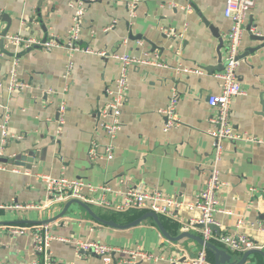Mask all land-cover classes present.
Listing matches in <instances>:
<instances>
[{"label": "crops", "instance_id": "obj_1", "mask_svg": "<svg viewBox=\"0 0 264 264\" xmlns=\"http://www.w3.org/2000/svg\"><path fill=\"white\" fill-rule=\"evenodd\" d=\"M82 1L85 13L80 45L127 52L137 58L145 53L158 55L170 67H129L121 129L114 139L113 157L106 159L103 144L108 139L101 123L107 117L101 110L109 99L106 89L113 88L118 76L119 63L83 52L68 55L61 48L21 50L18 78L26 87L9 93L7 72L11 56L4 52L10 50L4 48L3 36L20 33L39 39L54 36L62 41L70 28L73 8L69 0H44L40 6L38 0H0V50L3 51L0 121L5 112L3 106H7L9 130L21 135L20 139L10 140L4 151L2 161L7 168L0 170V203L22 205L19 210L0 209V264H37L39 260L30 235H14L3 226L36 224L29 221L53 217L67 202L42 208L25 207L46 203L44 185L38 177L41 173L81 178L94 185L108 184L114 190H126L138 184L160 189L183 204L176 218L159 215L169 234L176 236L185 229L201 235L200 224L187 225L190 219L199 218L200 212L188 209L185 204L194 201L204 187L215 156L214 140L207 133L210 128L207 95L221 89L220 80L212 72L223 69L225 36L231 25L230 19L223 15L226 0H138L134 18L127 12L130 0ZM187 3L191 4V10L182 8ZM113 19L115 26L104 31ZM248 23H252L253 32L264 34V0H256L247 16ZM210 24L224 40L220 50L222 60L217 55L219 42ZM169 28H174L177 35H166ZM260 43L245 29L237 68L245 93L232 100L230 122L236 132L264 139V46L254 52L251 49ZM69 61L73 67L67 73ZM178 65L201 68L204 74L176 72L173 68ZM173 86L178 95L180 124L164 131V118L158 110L167 105ZM48 89L55 93H46ZM62 99L66 114L58 131L56 105ZM92 140L99 143L100 156L95 160L87 153ZM10 159L23 165L9 162ZM13 167L20 172L11 171ZM218 168L225 182L218 193L220 207L227 211L215 214L219 232H244L262 245L264 251V232L257 229L258 222L264 223V145L243 141L225 143ZM114 197L116 201L120 198ZM92 209L119 224L139 216L127 220L115 211ZM137 211L130 210L127 215ZM240 218L243 223L237 228ZM47 226L59 238L50 243L56 264H103L99 256L76 252L70 242L61 239H94L119 249L109 264H183L201 249L190 238L166 239L150 219L125 229L113 228L97 222L74 203L65 215ZM137 248L149 253L151 258L133 261L123 252ZM233 254L234 258L241 255ZM208 259L214 264L211 254ZM243 264H264V258L259 253L251 254Z\"/></svg>", "mask_w": 264, "mask_h": 264}, {"label": "built area", "instance_id": "obj_2", "mask_svg": "<svg viewBox=\"0 0 264 264\" xmlns=\"http://www.w3.org/2000/svg\"><path fill=\"white\" fill-rule=\"evenodd\" d=\"M138 0H130L127 3V12L130 18L135 17V10ZM256 0H226L223 8V15L230 19L231 25L225 36V53L223 56L224 67L220 71L212 72V76L220 80L221 89L219 93H210L207 95V105L210 109L208 122L210 128L208 135L214 140L215 156L208 172L205 185L196 194L195 200L186 203L188 209H196L200 212L199 218L190 219L188 224L193 226L198 223L201 227V236L205 240L215 241L225 247L232 253H242L253 248H262V245L254 241L248 234L244 232H214L211 225H218L215 214L223 210L220 206L219 192L225 186V182L221 179L218 162L221 160L225 143H235L238 141L248 142L251 144L264 145V139L254 136L246 132H236L230 120L232 100L239 95L244 94V90L238 79L237 68L240 63L239 48L245 31L246 20L249 12L254 8ZM69 6L73 8L71 16V25L68 29L64 40H60L54 36H50L43 41L35 36H26L20 33H8L3 36L5 40L4 48H9L11 55L10 68L7 72V90L9 93L21 91L26 84L18 78L19 54L21 50L31 48H43L51 50L53 48H61L67 51L68 55L74 52H83L90 55L100 56L102 58H111L119 63V73L114 80L113 88H107L106 93L109 99L102 108L101 113L106 120L102 121L101 127L107 137V142L103 144L104 157L111 159L114 154V139L118 131L121 129L120 115L128 95V69L132 65H149L159 68H169L170 66L160 59L158 55H150L145 53L142 58H137L131 54L124 52L119 53L115 50L95 49L92 46H82L79 44L81 24L85 13V6L82 0H69ZM185 10H191V4L187 3L182 7ZM2 11L0 10V17ZM116 20L113 19L110 24L103 28L109 31L115 26ZM253 32V31H252ZM168 36H176V30L169 28L166 32ZM180 35V33H179ZM179 37V36H178ZM3 51L0 50V57ZM73 67L71 61L66 64V72L69 73ZM176 72L204 74L201 68H191L186 66H176L173 68ZM63 89V91H65ZM46 93L51 95L55 93L53 89H48ZM178 95L175 87L171 88L167 105L158 110L163 116V130L167 131L172 127L180 124L177 115ZM5 112L3 119L0 121V170H5L7 165L2 161L5 158L4 151L10 139H20L21 135L11 132L8 127L9 110L7 106H3ZM66 103L62 99L56 105V124L58 131L65 122ZM99 143L92 140L88 149V156L91 160H95L100 155L98 153ZM13 172H20L17 167L11 168ZM41 182L44 185L46 203L44 205L27 204L26 208H42L50 204L61 203L71 198H76L88 203L90 206H96L115 212H126L133 209L150 210L158 215L170 216L176 218L177 211L183 204L178 198L169 195L160 189H148L142 184L135 185L126 190H114L108 184L94 185L81 178H69L64 175L57 177L49 174H39ZM111 194V198L106 195ZM120 197L118 201L114 198ZM0 209L19 210L22 209L20 204H2ZM243 220L240 218L236 222L239 228ZM9 233L14 235L28 234L31 237L34 251L39 255L37 264H56L52 253L50 252V243L54 239H59L53 235L47 224L32 225H15L8 224L3 226ZM258 231L264 232V223H257ZM70 242L76 252L92 253L102 260L103 264H109L114 259V254L119 249L94 239H61ZM125 254H129L131 258L149 259L151 255L140 248L126 249ZM183 264H213L207 256L204 248H201L196 255L189 257L183 261Z\"/></svg>", "mask_w": 264, "mask_h": 264}, {"label": "water", "instance_id": "obj_3", "mask_svg": "<svg viewBox=\"0 0 264 264\" xmlns=\"http://www.w3.org/2000/svg\"><path fill=\"white\" fill-rule=\"evenodd\" d=\"M43 1L44 0H38V6H40ZM202 20L204 23L208 24V21L203 16H202ZM251 24L252 23H248L246 25V27H245L246 30L250 33V36L253 40H257V41L261 42L258 46L251 48L252 51L254 52V51L260 50L264 46V34L252 32ZM43 28H44V26H43ZM210 29H211L212 33L214 34V36L218 38V42H219L218 49L219 50L217 52V55H218L219 59L222 60V54H221L220 50H221V47H223L224 40L220 37V34L218 33L217 28H215L214 26H211V24H210ZM42 39H43V41L46 40L47 36L42 38ZM2 47H3V45H2ZM4 52L10 56L12 55L11 52H7L6 50H4ZM239 58H240V56H239ZM223 67H224V62H223ZM21 157H22L21 159L23 162L24 158H23V156H21ZM11 161L15 162L16 164L23 165L22 162L19 163L18 161H14L13 159L12 160L10 159L9 162H11ZM66 201L67 202L64 204L62 210L57 215H55L53 217H50V218H47L44 220H38V221L23 220L21 222L29 221L31 223H36V224H49L50 222H54L57 219H59L60 217H62L63 215H65L67 213L69 206L74 203V204H78L79 206H81L97 222H99L103 225H106V226L113 227V228L125 229V228L135 226V225H137L143 221L150 219L156 225V227L159 229L161 234L168 240L177 241V240L182 239V238H190V239L194 240L195 242H197V244H199L201 246V248H204L206 250V252L211 253L214 264H243L246 261V259L249 257V255L255 254V253L261 254L264 258V251L262 249H259V248H253L250 250H246V251L240 253L241 255L239 256V258H234V254L232 252H230L229 250H227L225 247H222L221 245H219L213 241L205 240L200 234H194V233L186 231L185 229H183L178 235L172 236L165 229L162 221L160 220L159 215L153 211H150V210L143 212L141 215H139L137 218H135L134 220H132L130 222L119 224L112 219H105V218L101 217L99 214L94 212V210L92 209V207L88 203L83 202L82 200H79L76 198H71V199L66 200ZM211 227L217 234L219 233L218 226L213 224V225H211Z\"/></svg>", "mask_w": 264, "mask_h": 264}, {"label": "trees", "instance_id": "obj_4", "mask_svg": "<svg viewBox=\"0 0 264 264\" xmlns=\"http://www.w3.org/2000/svg\"><path fill=\"white\" fill-rule=\"evenodd\" d=\"M133 210H135V209H133ZM145 211H147V210H145V209H141V210H139V211H137V214H134V215H127V213L128 212H130V210H128V211H126V212H121L120 214H122V216L123 217H125L127 220H131V219H133L134 217H136V216H138V215H140L141 213H143V212H145ZM139 212V213H138ZM119 213V212H118ZM105 218H107V216H104ZM210 254L211 253H207V256L210 258ZM211 261V260H210Z\"/></svg>", "mask_w": 264, "mask_h": 264}, {"label": "rangeland", "instance_id": "obj_5", "mask_svg": "<svg viewBox=\"0 0 264 264\" xmlns=\"http://www.w3.org/2000/svg\"><path fill=\"white\" fill-rule=\"evenodd\" d=\"M93 208H97L96 206H92Z\"/></svg>", "mask_w": 264, "mask_h": 264}, {"label": "bare ground", "instance_id": "obj_6", "mask_svg": "<svg viewBox=\"0 0 264 264\" xmlns=\"http://www.w3.org/2000/svg\"><path fill=\"white\" fill-rule=\"evenodd\" d=\"M10 140H12V139H10ZM10 140H9V141H10ZM9 141H8V142H9Z\"/></svg>", "mask_w": 264, "mask_h": 264}]
</instances>
